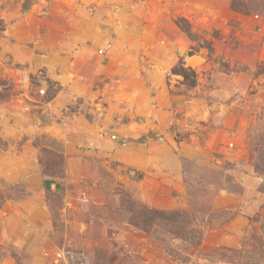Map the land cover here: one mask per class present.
<instances>
[{
	"label": "rangeland",
	"instance_id": "374dc122",
	"mask_svg": "<svg viewBox=\"0 0 264 264\" xmlns=\"http://www.w3.org/2000/svg\"><path fill=\"white\" fill-rule=\"evenodd\" d=\"M23 2L0 0V264H264V0Z\"/></svg>",
	"mask_w": 264,
	"mask_h": 264
},
{
	"label": "trees",
	"instance_id": "16d2710c",
	"mask_svg": "<svg viewBox=\"0 0 264 264\" xmlns=\"http://www.w3.org/2000/svg\"><path fill=\"white\" fill-rule=\"evenodd\" d=\"M35 4V0H24V2L22 3V12L28 13L32 6ZM234 5H237L234 3ZM235 9H237V6H233ZM178 25L181 27V29L190 37L193 38V33L191 31L190 28H188V26H186V24H184L182 21H180L178 23ZM173 74L175 75H180L183 77V81L184 84L189 87H195L197 85V75L196 72L190 68V67H186L183 63H181L179 66L175 67L172 71ZM142 140H146V138H143ZM261 140L257 143V145H260ZM264 154V152H263ZM254 167H255V172L264 177V155L258 157V161H256L254 163ZM133 171V170H130ZM143 178V174L141 172L138 171H134V175H133V179L134 180H142ZM262 191L264 190V182L261 186ZM6 195L3 192V190H1L0 188V207L5 203L6 201ZM151 219L152 222L157 221V219H160L161 215H164V217H162L160 220H165L169 223H172L173 219H179L181 220L185 215L181 214V213H173V212H169V213H165V212H159L157 210H151ZM166 216H170L169 218H166ZM185 220V219H184ZM155 224V223H153Z\"/></svg>",
	"mask_w": 264,
	"mask_h": 264
},
{
	"label": "crops",
	"instance_id": "0c3cea01",
	"mask_svg": "<svg viewBox=\"0 0 264 264\" xmlns=\"http://www.w3.org/2000/svg\"><path fill=\"white\" fill-rule=\"evenodd\" d=\"M226 241V242H225ZM237 240H232L229 235L226 237V238H222L220 239L218 242H215V241H211V244L210 245H213V244H216V245H223V244H226L227 243V246L228 245H234L236 243Z\"/></svg>",
	"mask_w": 264,
	"mask_h": 264
},
{
	"label": "built area",
	"instance_id": "2783aa9c",
	"mask_svg": "<svg viewBox=\"0 0 264 264\" xmlns=\"http://www.w3.org/2000/svg\"><path fill=\"white\" fill-rule=\"evenodd\" d=\"M24 89H25V90H28V89H29V86L26 85ZM37 90H38V92H39L40 95H44V94H45V89H41V88H40V89H37Z\"/></svg>",
	"mask_w": 264,
	"mask_h": 264
}]
</instances>
